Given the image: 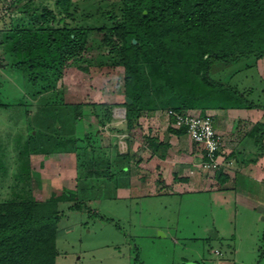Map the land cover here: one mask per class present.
Wrapping results in <instances>:
<instances>
[{
    "label": "rangeland",
    "instance_id": "rangeland-1",
    "mask_svg": "<svg viewBox=\"0 0 264 264\" xmlns=\"http://www.w3.org/2000/svg\"><path fill=\"white\" fill-rule=\"evenodd\" d=\"M119 2L76 0L78 11L65 17L56 0H0V202L75 194L58 203L56 264H264V182L246 179L243 187L239 179L226 199L209 191L155 198L116 190L127 174L111 180L106 161L113 174L126 163L136 171V155L145 149L140 125L132 134L120 131L126 109L119 53L70 55L56 80H35L17 66L14 31L44 22L45 11L59 26H110L105 12ZM212 76L255 90L253 97L264 103V58L216 64ZM104 104L112 106L110 120ZM85 138L96 148L81 168ZM93 156L97 177L89 164Z\"/></svg>",
    "mask_w": 264,
    "mask_h": 264
},
{
    "label": "trees",
    "instance_id": "trees-1",
    "mask_svg": "<svg viewBox=\"0 0 264 264\" xmlns=\"http://www.w3.org/2000/svg\"><path fill=\"white\" fill-rule=\"evenodd\" d=\"M119 1L116 8L105 12L110 26H59L56 15L47 10L40 15L44 22L18 28L12 35V50L20 57L17 66L31 72L35 80H56L70 55L89 49L119 53L126 109V128L120 131L130 134L144 112L192 110L206 115L210 109L264 108L253 97L255 90L212 76L216 64L264 58V0ZM56 3L65 17L78 11L76 0ZM103 106L110 120L112 106ZM168 118L173 124L174 118ZM172 130L187 134L185 127ZM250 133L264 152V123ZM84 140L78 154L81 168L87 167L86 156L96 148L93 140ZM95 157L88 162L97 177ZM106 162L111 180L124 173L125 166L111 173L110 159ZM74 197L64 191L44 202H0V264H56L58 203Z\"/></svg>",
    "mask_w": 264,
    "mask_h": 264
},
{
    "label": "crops",
    "instance_id": "crops-1",
    "mask_svg": "<svg viewBox=\"0 0 264 264\" xmlns=\"http://www.w3.org/2000/svg\"><path fill=\"white\" fill-rule=\"evenodd\" d=\"M207 113L213 115L216 129L225 140L217 171L208 172L201 166L198 145L187 134L172 130L175 127L165 111L144 112L139 119L144 152L136 155V171L129 163L123 165L127 181L121 187L115 184L116 190L127 193L126 197L135 190L140 196L155 198L209 191L218 199H226L227 194L237 191L239 179L243 187L246 179L264 182V152H256L259 148L250 133L251 127L264 123V108L210 109ZM164 232L162 235L168 236Z\"/></svg>",
    "mask_w": 264,
    "mask_h": 264
},
{
    "label": "built area",
    "instance_id": "built-area-1",
    "mask_svg": "<svg viewBox=\"0 0 264 264\" xmlns=\"http://www.w3.org/2000/svg\"><path fill=\"white\" fill-rule=\"evenodd\" d=\"M166 115L174 118V127H185L187 135L198 145L202 158L201 166L206 170L218 169L225 140L216 129L213 115H201L192 110L185 113L168 110Z\"/></svg>",
    "mask_w": 264,
    "mask_h": 264
},
{
    "label": "water",
    "instance_id": "water-1",
    "mask_svg": "<svg viewBox=\"0 0 264 264\" xmlns=\"http://www.w3.org/2000/svg\"><path fill=\"white\" fill-rule=\"evenodd\" d=\"M135 42H136V40H135ZM126 99H127V101H128L129 103L132 102V99H131V98L127 97ZM210 235H211L212 237H216V236L218 235V233H217L216 231H214V230H210Z\"/></svg>",
    "mask_w": 264,
    "mask_h": 264
}]
</instances>
